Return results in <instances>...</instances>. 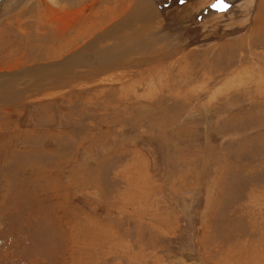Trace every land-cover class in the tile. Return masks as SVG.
Listing matches in <instances>:
<instances>
[{
  "label": "rangeland",
  "instance_id": "374dc122",
  "mask_svg": "<svg viewBox=\"0 0 264 264\" xmlns=\"http://www.w3.org/2000/svg\"><path fill=\"white\" fill-rule=\"evenodd\" d=\"M121 1L4 0L0 84L107 49ZM196 2L143 50L83 57L75 85L22 77L0 95V264H264V0L246 28L242 0ZM192 5L227 27L171 31Z\"/></svg>",
  "mask_w": 264,
  "mask_h": 264
},
{
  "label": "bare ground",
  "instance_id": "6f19581e",
  "mask_svg": "<svg viewBox=\"0 0 264 264\" xmlns=\"http://www.w3.org/2000/svg\"><path fill=\"white\" fill-rule=\"evenodd\" d=\"M193 1L195 0H191L189 4L188 3L182 4V6L181 5L174 6L170 9L172 11L168 9H161L160 1L158 0H127V2H122L121 5H119V3L114 4L115 7H113L112 9L113 11L111 13L112 17L111 16L109 17V20L110 19L112 20L111 21L108 20L111 23L107 28L102 30L101 37L99 38L101 40L102 39L110 40L111 43L107 47V49L98 48L96 46V43H88L84 45L82 48H80L79 50H77L76 52L72 53V55H70L66 59H62L58 61L57 63L50 64L49 66L25 68V69H22L21 71H17V72L15 71V73H12V74L11 73L6 74L9 77V80L7 82H3L2 84H0V95L4 94L7 91H13L14 88H13L12 82L15 83L16 81L20 80L22 77L24 78L28 77L31 79L32 78L43 79L48 76L51 79L56 78V82L53 85H51L50 88H54V87L64 88L68 85H73V84L75 85L76 83H73V81L79 80L78 79L79 74L75 71V69L80 66H83V67L90 66L89 64L83 61V57L91 56L94 60L99 61L103 66H108L109 65L108 54H107L108 50L110 53V57L115 60L126 58L128 54L134 51L135 49H137L138 51L143 50L149 43L148 35L151 34V36H153V33L151 32L150 29L152 27V24L156 20H160L162 22L164 19L169 18L170 16H173V18H176L175 15H173V12L175 11V7L177 9H179V7L184 8L187 5L192 4ZM210 1L212 0H198V2H196V6H199L198 10L202 11L204 8L206 10V7H210L208 6V3ZM256 1L257 0H242L241 3L239 4L236 3L238 5H236L235 8L233 7L234 9L232 8V10H234L233 11L234 17H232L231 21L234 23L239 18L244 19V20H240L239 22L240 24L238 23V25H241L244 28H246L244 24L250 21V18L254 11L253 9V7L255 6L254 3ZM3 2L4 0L0 2V8ZM20 2H23L25 4L27 0H18L17 4H20ZM94 2L95 1L90 2L89 5L91 4L94 5ZM157 2H159V4ZM174 4L178 5V1L177 2L175 1ZM89 8H92V7L89 6ZM192 8L194 9V6ZM241 8L244 9V14L240 17L238 13H240ZM195 11H196L195 9L192 11L191 9H189L188 11L182 12L184 14L182 16L183 19H181L182 21L173 22V23H171L170 21H167V26L169 27L171 31L177 30L179 32H181L182 30L184 31V29H189L191 26L190 29L192 33H196V34L200 33L203 30H208V29L211 30V28L215 30V31H212V33H215L216 31L218 32L221 31L223 26L224 28L227 27V24L220 22L219 20L220 18H217L220 22L219 23L218 21H216L215 18L210 17V15H213L212 12H209V14L204 15L203 17L201 13L192 14V12H195ZM80 13H82V11H80ZM95 16H96V12H95ZM100 20L101 19L93 21L92 24ZM108 21H107V24L109 23ZM164 25L166 24L161 23L157 26L156 29L159 31H164V28H163ZM92 27L93 26L90 24V28L88 30H90ZM244 28L241 30L242 32H244ZM95 32L90 30L84 36L91 35ZM145 32L148 33V35H146ZM168 33H170V31H168ZM198 37H196V39ZM150 42H153V39H151ZM180 43H182V41ZM120 45H122L121 48H120ZM179 54L180 55L183 54L182 48L180 49L178 53H172V56L175 55L176 57V55H179ZM130 62L132 61L130 60ZM89 70L91 71L90 73L88 72L89 75L87 74L86 76L94 77L95 76L94 69L91 67ZM2 76H5V74H0V77ZM15 92H17L16 89H15Z\"/></svg>",
  "mask_w": 264,
  "mask_h": 264
},
{
  "label": "snow or ice",
  "instance_id": "6c2138e0",
  "mask_svg": "<svg viewBox=\"0 0 264 264\" xmlns=\"http://www.w3.org/2000/svg\"><path fill=\"white\" fill-rule=\"evenodd\" d=\"M212 7L217 8L218 10H224L225 5L222 3V0H218L216 4L212 5Z\"/></svg>",
  "mask_w": 264,
  "mask_h": 264
}]
</instances>
